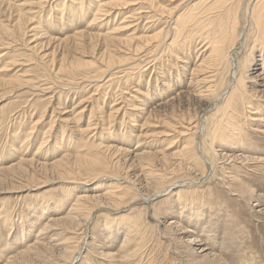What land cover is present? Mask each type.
<instances>
[{"label": "bare ground", "instance_id": "1", "mask_svg": "<svg viewBox=\"0 0 264 264\" xmlns=\"http://www.w3.org/2000/svg\"><path fill=\"white\" fill-rule=\"evenodd\" d=\"M11 1L5 2L3 7L0 6V15L1 18L3 17L0 19V89L5 91L3 95L8 94L13 99L0 109V135L3 134L9 143L8 150L12 155H14L12 152H20L30 147L35 139H38V135L43 134V136L39 141L37 151L31 158L21 156L19 161L1 167L0 175L5 176L6 171L17 168L25 170L26 167L23 164L34 165L39 149L47 144L49 137H52L55 148L57 146L62 154L59 153L57 158L51 162H40V165L52 167L60 174L65 182L62 188V194H65V197H71L75 193L76 197L68 213L61 216H58L60 212L56 216L53 214L43 223V232L45 235L49 234L48 236L43 235L44 238L42 236L40 240L31 242L29 246L26 245L24 251L11 256L7 263L4 262L5 264H19L17 261H20L24 256L28 257L27 255L42 257L44 252L50 248L60 250V255H62V259L60 256L53 259L54 264H94L90 248L98 251L95 246L100 234L104 233L101 230L106 231L108 240H112L111 236L118 237L123 232L125 236L123 243L121 242V250L126 251L122 252L121 257L125 258V261L138 258V261L141 262L146 251V248L143 249L142 242L145 238L143 232H146L149 224L146 221V214L149 212L147 206L136 204L139 199L153 202H151V208L153 207L154 215L158 216V220L161 216L168 218L172 212L175 217L170 218L169 225L179 226L182 224L180 219L189 222L193 219L199 220V217L208 216L209 213L205 212L207 209L218 206L211 200L214 198L212 193H208L211 188L207 186L209 189H204V182L208 183L206 181L209 172L208 164L211 165L212 177L216 170L215 165L220 164L218 162L220 155L223 156V160L227 158L232 161L237 157V159L243 158L248 164L259 163L258 168L264 169L263 156L246 155L239 148L242 146L246 149L247 145H252L251 142H254L248 136L250 131L247 128L251 131L264 133V127L256 126L257 128L252 129L251 126L249 128L246 125L248 120L264 122V0H248L241 16L243 20L241 27L238 25V19L241 21L242 0H180L175 7H172L171 13L166 9L168 6L163 4V0H161L163 2L157 0H64L63 3L60 0ZM172 1L174 2V0ZM58 2L61 4L57 9ZM128 3H131L133 8L127 12L119 10L123 6H125L123 8H127ZM46 4L54 10L57 9L56 17L53 19L50 18L51 16L39 18L41 16L39 14ZM179 5H184L181 12V8L178 10ZM62 10L67 15L65 21L62 17L64 15ZM89 12L92 13V16L86 21ZM125 13L127 16L124 15ZM128 17H134V20H128ZM76 18L85 20V27L79 30H76L75 27V31H71L69 34L54 37L56 44L52 45L51 50L48 45L53 37L50 36L48 30L53 29L54 26L57 28L64 26L62 23L73 27ZM120 18L122 20L119 23H112L114 24L113 28L110 27L111 29L104 33L94 29L99 28V24L107 26L110 22ZM141 18L146 20V31L141 33L142 35L134 36L133 33H129L125 37H121V34L118 35L119 31H128V28L137 30L138 27L134 22ZM132 23L135 24L133 27ZM158 27L160 28L158 29ZM112 30H116L117 34ZM154 30L156 31L152 32ZM29 31L32 34L27 36ZM98 38H102V42L106 43L102 45V50L97 57H93L92 61L87 60L85 57H88L86 53L88 45ZM20 45L23 46L24 51L16 50ZM194 46L197 56L191 67L186 60V58L190 59V53L187 57L180 56L179 53H181L180 51L183 53L190 51ZM93 49L94 46L91 50ZM162 54L175 56L178 61L183 63L179 68L184 69L185 72L190 71L186 88L180 89L176 97L191 94L205 103L203 118L198 114L194 118L189 117L188 120L186 119L187 121L174 120L175 122L170 123L171 128L169 126V130L177 134L173 140L180 142L179 148L172 152V155L181 158L182 162H178L185 161V165L193 173H196L195 177L197 178H191V175L179 178L180 173L176 174L177 177L176 175L175 177L158 176L156 169L152 167L158 157L156 152L160 150L158 148V151H152L149 147L152 146L153 141H144L146 137L152 136L143 128L149 122L146 119L150 118V115L162 105L173 101L175 97L167 98L163 102H154V104L152 103L153 99L155 96L160 97L161 94L168 93L169 87L175 89L174 84L171 83L173 77L179 79V84L183 83L181 74L183 75L184 72H181L180 69H177L174 75L170 72L169 74L162 72L165 89L159 88L153 83L154 85L147 86V90L143 91L141 80L138 79L137 85L131 87L135 92L134 95H131L132 98L139 97L137 98L139 100L136 99L139 101L137 103H130L127 100L128 97L121 96L123 90L118 94L117 91H120L121 88L115 87L116 89L113 90L114 87H110L121 81L125 82V80H127L125 83L128 84L130 78H137L135 77L137 73L148 75L150 70L151 73H159V69L162 71L164 64H159L160 62L158 63L157 60ZM168 55L166 56L168 57ZM10 70H13V73H10ZM165 70L168 71V68ZM139 77L142 78V76ZM149 78H146L147 84L150 81ZM183 78L185 77L183 76ZM154 79L157 80L156 77ZM109 93L112 95H109L108 98L112 101H110L111 104L108 103V110L101 111L102 114L101 112L97 113L101 110L100 100L104 94V99L107 98L106 95ZM139 94L142 96H136ZM94 96L99 97L94 98ZM119 99L122 101L118 102ZM68 100L71 101V105L67 104ZM127 109L133 110V113L128 112ZM55 112L60 115L57 117L54 115ZM34 113L39 116L36 121L31 127L28 125L29 129L20 131L24 119L27 117L31 120ZM49 113H51L49 125L42 129L41 126L45 123L42 124L41 121L45 117L48 118ZM93 116L96 121H92ZM86 117L88 118L87 124L81 128L79 122H82V119ZM58 118L61 123L63 122L61 125H55ZM117 119H121L119 122L121 127L116 132L112 131L111 125ZM139 119L144 120L142 125L137 123ZM128 120L134 123L133 126L139 124L142 129L127 128ZM39 123L41 126L38 125ZM71 123L75 124L71 125ZM257 139L262 141L259 137ZM20 141L21 143L18 144ZM117 141L129 143V146L136 143L135 157L144 160L146 163L144 166L148 169L141 170L144 172L143 175L148 178L153 176V179L160 180L154 185L155 189L150 191L151 194L146 195L144 191L137 189L136 183L129 178V174L123 175V172L121 173L118 169L121 166H119L120 162L118 164L115 157L112 159V155L118 152L129 153L131 150L123 148L124 146ZM170 145L166 148L173 147ZM236 148H239L240 152H235ZM128 149L129 151H127ZM162 152L160 158H169L167 152ZM125 156L127 154L123 155V157ZM135 157H130V159H135ZM221 167L225 172V170H231L232 166L223 165ZM249 167L251 166L249 165ZM218 168L221 170L220 165ZM252 168L256 169L254 164ZM187 169L186 167L184 171H188ZM229 172L235 173L233 170ZM77 176H82V178ZM236 176L233 174L228 177L229 180H236ZM87 178L91 180L108 179L110 182L104 185L106 187L103 191L100 186H92L87 189L83 186ZM200 178H202L201 184L199 183ZM0 179H3V176ZM223 182L225 181L223 180ZM149 186H152V183ZM243 187L250 193L251 189H248L247 185ZM78 188L81 190L77 192ZM165 195H170V199L166 201L162 199L163 201H159V204L164 202L165 206L169 207L167 211L159 209L160 205L157 206V203L154 202ZM207 197L211 198L210 201L206 199ZM171 199L179 201V208L183 209L185 218L181 211L174 209V202ZM42 202L44 205L48 201L43 200ZM62 205L64 204L58 205L59 209L54 207V211L58 212ZM113 205V209L110 208ZM4 206L9 207L6 203ZM46 206L43 207L44 212L49 211ZM110 209L120 215L105 217L106 210ZM123 211L126 212L123 213ZM100 213L105 217L104 219L101 217L102 224L97 217ZM159 214H161L160 217ZM81 217L85 221L84 225L78 232L74 231V236L63 235L60 237V232L54 233L56 226L64 220L68 218L77 220ZM182 229H184L182 230L183 238L193 246L192 248L196 252L202 253V257L217 255L207 246L206 240L198 235L187 233L192 231L191 228L183 226ZM90 235L94 238L93 242L88 239ZM136 235L141 239L140 243H137L133 249H125L135 238L132 237ZM15 250L17 251V249ZM100 253L105 258L114 254L111 251ZM147 263L152 264V261ZM123 264H127V262Z\"/></svg>", "mask_w": 264, "mask_h": 264}, {"label": "rangeland", "instance_id": "2", "mask_svg": "<svg viewBox=\"0 0 264 264\" xmlns=\"http://www.w3.org/2000/svg\"><path fill=\"white\" fill-rule=\"evenodd\" d=\"M8 1L12 2L11 0H0V6L3 7L5 2H8ZM63 1L64 0H62V1L60 0L61 3H63ZM157 1H160V2L164 1L163 4L168 6L166 9L170 13H171L172 7H175L177 5V3L180 2V0H174V2L172 0H168V1L167 0H163V1L157 0ZM60 2H58V4L56 5V8L57 7L59 8V5L61 4ZM247 2H248V0H242L243 6L241 9V13H240L241 21L238 19L239 27H241L242 23H243L241 16L243 15L244 7L246 6ZM66 4H67V2H66ZM128 5H130V6H128ZM128 5L126 6L127 8H123V7H125V6H123V7L119 8V10L121 9L120 11L123 10L124 12L125 11L127 12L129 9L133 8V6H131L132 5L131 3H128ZM183 6L184 5H179V7H178V10L181 8L180 12L182 11ZM51 9H52L51 6L46 4L45 7L43 8L44 11L42 10V12L39 14V15H41V16H39V18H41V17L47 18V17L51 16L50 18L53 19L54 17H56L57 9L56 10H54V9L51 10ZM62 12H63V10H62ZM62 12H61V15H62ZM126 14L127 13H125L124 15H126ZM91 16H92V13L89 12L88 15L86 16V21L88 19H90ZM62 17L65 21L66 20L65 18L67 17V15H65V13H64V15ZM0 19H3V17L1 18V15H0ZM127 19L128 20H134V17H132V18L128 17ZM121 20H122V18L118 19L117 21L110 22L109 25H107V26H102L99 24V28H94V29H96L98 31H102V33H104L107 30L113 28L114 24H112V23H115V22L119 23ZM86 21L83 19L76 18L73 27H70L69 24H67V23L66 24L62 23V24H64V26L59 27V28L54 26L53 29L48 30L50 36L53 37L50 40L48 47L51 48L53 44H56L54 37H61V36H64V34H69V32L71 33V31H75V29L79 30L81 28H84ZM145 21L146 20L142 19V18L137 19V21L134 22L138 27L137 30H133V28L132 29L128 28V31H126V30L119 31L118 35L121 34L120 35L121 37H125L129 33L130 34L133 33L132 35H134V36L142 35L143 32L146 31L145 30L146 29ZM134 23H132V25H131L132 27H133V25H135ZM159 28L160 27H158V29ZM59 30H62V31H59ZM112 31L114 33H116V30H112ZM112 31H110V32H112ZM155 31L156 30H154L152 32H155ZM20 33H21V31L19 32V35H20ZM31 34H32V32L29 31L27 36L31 35ZM102 41H103L102 38H98V39H95V41L92 44L88 45V49L86 50L88 57H85L87 60L92 61L93 57L98 56V53L102 50V45H104V43H106V42H102ZM17 45H19V44H17ZM93 46H94V49L91 50ZM196 47H197V45H196ZM196 47L195 46L191 47L190 51H186L184 53L182 51H180L181 53H179L180 56H184V57H187L190 53V56H189L190 59L186 58V60L188 61L187 63L189 64V66H191V67L193 66V63L196 61V56H197L196 54L197 53L194 51ZM43 49H45V47H43ZM197 49H198V47H197ZM16 50L17 51H21V50L24 51V48H23V46L20 45L19 49H16ZM51 50H52V48H51ZM121 51H123V50H121ZM117 53H119V52H117ZM118 55L123 57V55H121V54H118ZM166 55H168V54L160 55V57L157 60L158 63L160 62L159 64H164V65H162V67H163L162 71H161V69H159V73L157 72V70H155V72H157V73H154V72L151 73V70H150L148 75L144 73L145 74V75L143 74L144 76L142 75V73H137L135 76L137 78H130L131 80L130 79L128 80V82H129L128 84L125 83V82H127V80H125V82L121 81L123 83L119 82V84L116 83L110 87H114L113 90H115L117 87L121 88L120 91L119 90L117 91L118 94H120L121 90H123L121 96L128 97L129 99L127 98V100H129L130 103L139 102V101H137V100H139V99H137L139 97H137L136 98L137 100H136V99H133L131 96V95L135 94V92H133L132 88H133V86L137 85L136 81H139L138 79L141 80V89L143 91L147 90V86L151 87L154 84H156V86L158 85L157 87H159V88L163 87V89H165L166 87L163 86L164 85V83H163L164 77L162 74L165 72L167 74H169V72H170V74L174 75L175 72L177 71V69L178 70L180 69L179 66L183 64L182 62L178 61L175 56L173 57V56L168 55V57H167ZM170 58H172V59L170 60ZM166 63H167L168 67L166 66ZM175 64H176V66H175ZM171 66H173V67H171ZM165 68H168V71H166ZM174 69H176V70H174ZM180 71L184 72L183 75L181 74L183 83L179 84V82H178L179 79L177 77L172 76L173 80L171 81V83L174 84L175 89L173 90V88L169 87L168 93L166 92L164 94H161L160 97L155 96V98L153 99L152 103L154 104V102H158V101L163 102V101L167 100V98L169 99L171 97H175L173 99V101L171 100L168 104L165 103L164 105H162L161 108H158L156 111H154L150 115V118L146 119L149 122H147V124L143 128L146 132H148L152 136L146 137L144 139V141L152 140L153 141L151 144L152 146H150L149 149H151L152 151L160 150V151L156 152V155L158 157H157V160H155V163L153 164V167H152L153 169H156V174L158 176L164 175V176H168V177L169 176L175 177L176 174L179 175V173H180L179 178H181L183 176H187V175L188 176L191 175V178L192 177L197 178V177H195L196 173H193V171L191 169H189V167L187 165H185V163H184L185 161L183 163H181L182 160L180 157L172 155V152L177 151L176 149L179 148L180 142L178 140H176V141L173 140V139H175V135H177V134L174 131L169 130L170 123H172L174 120L187 121L189 119V117L194 118L198 114L201 115V118H203V115H204L203 110L205 107V103L202 100L200 101L199 98H197L191 94L185 95L183 97L179 96V98H178V96L176 97V95L180 89L186 88V86H187L186 83H188V80H189L188 78L190 76V71L185 72L184 69H180ZM10 73H13V70H10ZM152 75H153V77H152ZM139 76H142V78ZM149 76H151V77L149 78ZM183 76L185 78H183ZM155 77L157 78V80L154 79ZM146 78L150 79V81H148V84H147ZM129 84L131 86H128ZM1 90L2 89H0V92H2L0 94V109H2L3 105H5L6 103H9L10 101L13 100L12 96H9L8 94L3 95L4 94L3 92H5V91H3V90L1 91ZM109 95L111 96L112 94L111 93L107 94L106 95L107 98L104 99V97H105V94H104V97H102V99H101L102 103L100 100L101 110L97 111V113H100L101 111L106 112L105 110H108V103L110 101H112V100H110V98H108ZM136 96H142V95L139 94ZM97 97H99V96H96V97L94 96V98H97ZM112 98H114V97H112ZM103 100H105V103H103ZM134 100H136V101H134ZM120 101H122V99L118 100V102H120ZM118 102H116V103H118ZM129 102H127V104H130ZM67 104L71 105L72 103H71V101L68 100ZM110 104H111V102H110ZM129 106H131V105H129ZM127 111L130 113H133V110L127 109ZM102 112H101V114H102ZM50 115H51V113H49L48 118L45 117V118H43V121H41L42 124L45 123L43 126H41V123L38 124L39 126L42 127V129L47 128V126L49 125V120L51 119ZM54 115H56L58 117V115H60V114H57V112H55ZM173 115H174V117L175 116L176 117L174 118ZM193 115H195V116H193ZM181 116H184V117H181ZM38 117L39 116L37 113H34L32 119H31L33 121H31L29 118L26 117L24 119L23 123L21 124V126H20L21 128L19 130L25 131L26 129H29ZM87 119H88L87 117L83 118L82 122L81 121L79 122V125L81 124L80 125L81 128L86 126ZM93 120L96 121V118L94 116L92 117V121ZM116 121H118V122H116ZM116 121L114 122L113 125H111L113 127L112 131H116V130L119 131L120 130L121 125H119V122H121V119H117ZM143 122H144L143 119L142 120L139 119V121L137 123L142 125ZM180 122H182V121H180ZM248 122H249V124H248ZM256 122L257 121L248 120L246 122L247 123L246 125L249 128L251 126L252 129L254 127L255 128L264 127V124H263L264 122H262V123L257 122V124H256ZM62 123H61V120H59V118H58V119H56L55 125L56 124L61 125ZM73 124H75V123H71V125H73ZM133 124H134L133 122L131 123V121L128 120L126 125L127 126L129 125V126L127 128L134 129V130L135 129L136 130L142 129V128H140L139 124H137L136 126L135 125L133 126ZM170 128H171V126H170ZM55 129H54V131H55ZM129 129H127V130H129ZM10 130H12V129H10ZM247 130L250 131L248 136L250 137V139H253L254 142H251L252 145H247L248 147L246 149H244L242 146L239 147V148H241L242 153L246 154V155H250V156L255 155L256 157H258V156L264 157V155H263L264 154V133L253 131V130L251 131V129H248V128H247ZM42 136H43V134H40V136L38 135L39 140L35 139L33 144L30 147H28L26 150H21L20 152H16V153L12 152L14 154V155H12L11 152H9V150H8V147H9L8 144L9 143H7V140L4 138L3 134H1L0 135V168L8 166L14 162L19 161V158H21V156H24L26 158H31L35 154V152L37 151V147H38L39 141L42 139ZM257 137L262 139V141L257 139ZM113 140H117V139H113ZM172 141H175V142H172ZM245 141H247V139H245ZM176 142H178V143H176ZM20 143H21V141L18 142V144H20ZM118 143L122 144V146H124L123 148H129L131 151L129 153L118 152L116 154H113L112 157L108 154L109 157H111L112 159L115 157L114 159L118 160V164L120 162L119 166L120 165L121 166L118 169L121 171V173L123 172L122 173L123 175L129 174L128 175L129 178L131 180H133L134 183H136L135 186L137 189H139L142 192L144 191L146 195L151 194L150 191H153V188L155 189L154 185H156V182H158L160 180L156 179V178L153 179V176H150L148 178V177H145V175H143L144 172H142L141 170H144V169L148 170V169H147V167L144 166L146 164V163H144V160L142 161V159H136V157H135V153L137 151L136 150L137 149L136 143L130 144V146H129V143L128 144L121 143L120 141ZM5 145H7V146H5ZM169 145L173 146V147L172 148H166ZM176 146H178V147H176ZM52 148H53V150H52ZM239 148H236L235 152L239 151ZM129 149L127 151H129ZM49 150H50V152H49ZM162 151L167 152L169 158H162V157L160 158L159 156H161L160 154L163 153ZM59 153L62 154V152L59 151L57 146L55 148V144L52 141V137H49L47 144L43 145L39 149V153L36 154L37 157H35V160H37V161H35L34 165L23 164L26 167L25 170L17 168V169H12V170L6 171L4 173L5 176L0 175V177L3 176V179H0V264L7 263L11 259V256L13 257V256L17 255L19 252L24 251L25 248L31 244V242L33 243L35 241L40 240L43 235L48 236L49 234L45 235V232H43V230H44L43 229V227H44L43 223L45 221H47L48 217H50L51 215L54 214L56 216V214H58L59 212L60 213L58 216L64 215V214L68 213V210L71 208V205L74 202V199L76 197V193H75V195L72 194L71 197H68V196L65 197V194L64 195L62 194L63 193L62 188H63V185L65 184V182L63 181L62 177H60V174L52 167L51 168L50 167H43L40 165V162H51L54 158H57ZM125 154H127V156L123 157V155H125ZM255 156H253V157H255ZM130 157H135V159H133V158L130 159ZM175 157H177V158H175ZM118 158L120 159V161ZM219 159H218L219 161L218 160L217 161L220 164H218V162H216V164H218V165H215L216 170H214V175H215V176L213 175L214 177L213 176L211 177L212 169L210 168L211 165L209 166V164H208V168H209L208 171L209 172H208V180H206L208 183L207 184H206V182H204L205 184L203 183L205 185L204 189L208 190L209 188H211V190H208V193H212V196H214V198L213 199L210 198V199L213 200L214 203L218 204V206L214 205L215 207H212L211 208L212 210L207 209L205 211L206 214L209 213L210 215L208 214V216H202L201 218L199 217V220L193 219V220H191V222L186 221L185 219H180L182 224L179 226L178 225H175V226L169 225L170 218L175 217V215L172 212H171L172 214L171 213L169 214L170 216L168 218H166V216L160 217L161 214H159V217L161 219L159 218V220H158L157 219L158 216L154 215L153 207L151 208V202L152 201L151 202L150 201L145 202L143 199H139L136 204L139 206H145V207L147 206L148 212H149L148 214H146V221H147V224L148 223L149 224H148V227L146 229V232H143V233H145V238L143 239L142 245H143V249L146 248L145 252L142 251V252H144V257H142L143 260L140 262V261H138L139 260L138 258H135L133 260L125 261V258L123 259L121 257V255H123L122 252L126 251L123 249L121 250V246H122V243L124 241L123 239H124L125 234L122 232L120 236H118V237H112L111 236L112 240H108L109 237L107 236L106 231L101 230L104 233L101 232L102 234H100V236L98 237V240H97V243L95 246V249H98L99 252L94 251L93 248H90L91 253H92V254L90 253L91 259L94 260L93 263L94 264H100V263L123 264V263L127 262V264L128 263L129 264H131V263L132 264H148L147 262L152 261V264L153 263L154 264H264V169L258 168L259 163H253L254 167H256V169L255 168L253 169L252 168L253 164L245 163V160L243 158L237 159V157H235V159L232 161L227 159V158L225 160H223V156L221 157V155H220ZM121 160H122V162H121ZM162 160H164V161H162ZM178 161H181V162H178ZM222 162H224V163H222ZM219 165H220L221 170L218 168ZM223 165L232 166L231 170H225V172H226L225 173L224 171H222L223 169L221 166H223ZM249 165L251 167H249ZM169 166H170V168H169ZM182 166L184 167V169ZM244 166H248V167H244ZM186 167L188 168L187 169L188 171H184V170H186ZM172 170H173V172H172ZM232 170L235 173L229 172ZM224 174H226V175H224ZM233 174H236L237 178H236V180L230 179L231 180L230 181L228 176L233 175ZM178 175H176V177ZM78 178H82V176L78 177ZM222 178H224V179H222ZM145 179L146 180L148 179V182H146ZM154 180H157V181H154ZM199 180H200L199 183L201 184L202 178H200ZM223 180L226 183L223 182ZM109 182L110 181L108 179H99L98 180V178H96V180H91V179L87 178L86 183L83 186L86 187L87 189H89V187L92 188V186L93 187L100 186L101 191H103V190H105L104 187H106L104 185L109 184ZM150 182L152 183V186H149V185H151ZM244 185H247L248 189H251L252 191L250 190V193H249V191L247 192L245 190L246 188L244 189V187H243ZM78 186L82 187L81 185H78ZM207 186L209 188H207ZM80 190H81V188H78L77 192ZM206 195H207V193H206ZM251 195H252V197H251ZM255 195L258 197H256ZM161 197L158 198V200L156 199L154 201L155 203H157L156 204L157 206L159 204V201L161 202L162 199L165 201L170 199V195L169 196L165 195L162 198ZM206 199H208V201H210V199L208 197ZM254 199H256V200H254ZM43 200H47L48 202L44 203V205H43V202H42ZM172 201L174 202V204H173L174 209L182 212L183 209L181 208V210H180V208H179V204H178L179 201H177V202L175 200H172ZM5 203L8 204V206H9L8 208H6L4 206ZM59 204H64V205H62L60 207V210H58V212H57V210H55L56 211L55 212L54 209L55 208L59 209L58 208ZM159 205L160 206L158 208L161 210L167 211L169 209V207L167 208V206H165L164 202L162 204L160 203ZM44 206L48 207L49 211L46 210L44 212L43 211ZM113 207H114V205L110 208L113 209ZM259 211H260V213H258ZM124 212H126V211H123V213ZM101 213H102V211H101ZM101 213L97 216V217H99L98 220L100 219L99 220L100 222L102 221L101 217L104 219L105 217H113V216L120 215V213H115L111 209L106 210L107 214H104V215H106L105 217H103L104 215ZM108 214H109V216H107ZM183 215H184V212H182V216ZM41 218H43V219L41 221H39V219H41ZM183 218H185V217L183 216ZM84 222L85 221L82 217L78 218L77 220L76 219L70 220L68 218L67 220H64L60 225L58 224L56 226L57 228H56V230H54V233L60 232V237H63V235H65V236L67 235L66 237L74 236V231L78 232L79 229L84 225ZM195 223H197V224H195ZM98 224H100V223H98ZM101 224H102V222H101ZM24 225H26V226H24ZM93 225H94V223H93ZM183 226H188V228H191L192 231L187 232L188 234L198 235L201 238H203V240H206L205 243L207 244V246H209L211 248V251L217 255L216 256H209V257H202L201 256L202 253H200L199 251L196 252V250H194L192 248L193 246L190 245L185 238H183V236H184V232L182 233V230H184V229H182ZM29 230H31V231H29ZM125 233L127 234V232H125ZM44 236H43V238H44ZM60 237H58V238H60ZM174 237L177 240H175ZM205 237H207V238H205ZM132 238H134V239L130 242V244H128L126 246L125 249H127V248L133 249V248H135L136 244L137 243L139 244L141 241V239L139 238L138 235L133 236ZM22 239H23V241H22ZM88 239L90 242L94 241V238L92 235L88 236ZM180 240H181V242H180ZM26 241L29 243H27ZM59 242H60V240H59ZM22 244H24V245H22ZM99 244H101V245H99ZM20 248H21V250H20ZM15 249H17V251ZM102 251H111L114 254L111 257L105 258L100 253ZM12 252H13V254H12ZM8 255H10V256H8ZM27 256L28 257L24 256V258H21V260L17 261V262L19 264H42V262H43V264H54L53 259H57L59 256L62 259V255H60V250H55V248L48 249L46 252H44V255H42V257H34L33 255H30V256L27 255Z\"/></svg>", "mask_w": 264, "mask_h": 264}]
</instances>
